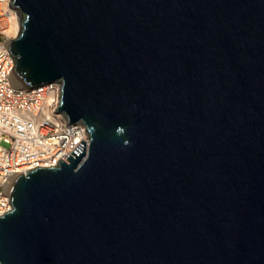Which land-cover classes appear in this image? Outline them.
<instances>
[{
  "label": "water",
  "instance_id": "95a60500",
  "mask_svg": "<svg viewBox=\"0 0 264 264\" xmlns=\"http://www.w3.org/2000/svg\"><path fill=\"white\" fill-rule=\"evenodd\" d=\"M13 3L89 146L15 178L0 263L264 264V0Z\"/></svg>",
  "mask_w": 264,
  "mask_h": 264
},
{
  "label": "built area",
  "instance_id": "2783aa9c",
  "mask_svg": "<svg viewBox=\"0 0 264 264\" xmlns=\"http://www.w3.org/2000/svg\"><path fill=\"white\" fill-rule=\"evenodd\" d=\"M11 7H15L13 0H0V210L5 213L12 209L10 191L18 174L36 165L54 166L61 160L68 161L82 139L87 141L86 149L89 146L85 123L71 121L64 112L52 109L60 99L61 83L29 87L14 71L16 59L8 42ZM36 108L35 125L23 127ZM11 164L27 167L16 171Z\"/></svg>",
  "mask_w": 264,
  "mask_h": 264
},
{
  "label": "bare ground",
  "instance_id": "6f19581e",
  "mask_svg": "<svg viewBox=\"0 0 264 264\" xmlns=\"http://www.w3.org/2000/svg\"><path fill=\"white\" fill-rule=\"evenodd\" d=\"M11 10H12V17H11L12 21H11V23H9V40H8L9 45H10L11 39H14L19 34V32L22 28V25H21L22 15H21L19 9L15 6V7H11ZM19 81H20V79H19ZM59 103H60V99L58 97V101H56L54 106H52V109L54 111H57V107H58ZM38 108H36V111L30 112V115L32 118L23 127L31 128L32 125H35V120L37 118V115H35V114L38 111ZM49 111H51V109H49ZM49 111L46 110L45 113L51 114V112H49ZM7 163H8V161H7ZM11 165H13V164H11ZM13 166L15 167L16 171H17V169L20 170V169H23L24 167H27V165H24V164L21 166H18V165L17 166L13 165ZM22 173H26V172H22Z\"/></svg>",
  "mask_w": 264,
  "mask_h": 264
},
{
  "label": "clouds",
  "instance_id": "9594fccd",
  "mask_svg": "<svg viewBox=\"0 0 264 264\" xmlns=\"http://www.w3.org/2000/svg\"><path fill=\"white\" fill-rule=\"evenodd\" d=\"M126 129L124 128V126H118L116 129V134L117 135H123L125 133ZM124 144L127 146L130 144V141L125 140ZM16 210H9V214H13L15 213ZM7 215H5V212L3 210H0V219H4L6 218Z\"/></svg>",
  "mask_w": 264,
  "mask_h": 264
}]
</instances>
